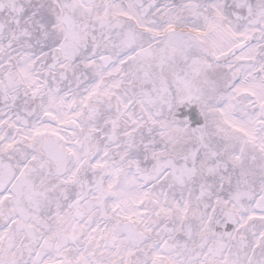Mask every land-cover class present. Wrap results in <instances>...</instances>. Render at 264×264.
<instances>
[{
  "label": "snow or ice",
  "instance_id": "obj_1",
  "mask_svg": "<svg viewBox=\"0 0 264 264\" xmlns=\"http://www.w3.org/2000/svg\"><path fill=\"white\" fill-rule=\"evenodd\" d=\"M0 264H264V0H0Z\"/></svg>",
  "mask_w": 264,
  "mask_h": 264
}]
</instances>
